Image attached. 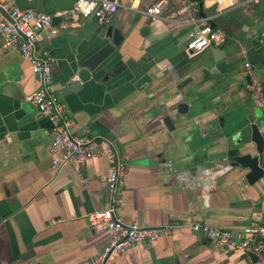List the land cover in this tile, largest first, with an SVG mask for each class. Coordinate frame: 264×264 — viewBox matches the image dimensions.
Returning a JSON list of instances; mask_svg holds the SVG:
<instances>
[{
    "label": "crops",
    "instance_id": "obj_1",
    "mask_svg": "<svg viewBox=\"0 0 264 264\" xmlns=\"http://www.w3.org/2000/svg\"><path fill=\"white\" fill-rule=\"evenodd\" d=\"M75 1L3 0L56 18L57 33L46 30L41 47L56 61L53 86L72 135L95 143L96 156L54 166L61 156L49 151L51 122L29 100L31 65L0 38V264H104L110 236L87 216L112 203L109 146L125 173L118 216L158 238L106 264H258L193 225L237 234L260 212L264 181L250 184L228 152L249 140L251 124L264 132V93L254 97L264 89V0H202L197 23L174 0L156 18L146 10L159 0H118L107 26L71 15ZM203 20L227 42L178 67ZM109 27L122 34L119 45Z\"/></svg>",
    "mask_w": 264,
    "mask_h": 264
},
{
    "label": "built area",
    "instance_id": "obj_2",
    "mask_svg": "<svg viewBox=\"0 0 264 264\" xmlns=\"http://www.w3.org/2000/svg\"><path fill=\"white\" fill-rule=\"evenodd\" d=\"M170 0H159L146 10L150 17H160ZM178 2L177 13L186 14L197 23L196 2L192 0H174ZM254 1V0H249ZM118 0H76L71 15L93 17L99 24L107 26L118 11ZM53 15L34 10L8 7L0 0V38L5 49L16 50L31 65L33 75L37 81L34 93L29 97L42 116L50 120L51 128L48 132L50 139L49 151L59 154L61 161L53 160L54 166L67 165L71 162L85 164L96 156V144L83 138L72 135L73 122L65 106L60 102L54 90V68L56 61L49 52L41 47L43 33L50 30L51 34L57 31L52 29ZM227 36L202 21L189 34L186 52L189 56H197L211 47H218L227 42ZM250 67V64H246ZM107 155L110 170L105 182L112 196L109 208L103 211L92 212L87 221L96 231L107 232L110 241L105 247L99 260L106 264L112 255L125 254L135 245L146 240L155 241L158 233L146 229L137 222L126 223L117 214L115 202L125 186V173L119 162L118 154L111 146ZM78 175L84 183L87 178L80 171ZM193 230L201 232L208 240L220 246H226L233 251L244 254L253 253L258 256V264H264V188L261 191V208L242 233L233 234L222 228L211 227L196 223Z\"/></svg>",
    "mask_w": 264,
    "mask_h": 264
},
{
    "label": "water",
    "instance_id": "obj_3",
    "mask_svg": "<svg viewBox=\"0 0 264 264\" xmlns=\"http://www.w3.org/2000/svg\"><path fill=\"white\" fill-rule=\"evenodd\" d=\"M198 4H201L202 0H192ZM56 18H53V21ZM212 25V22H208ZM108 36H112L114 42L119 45L121 40L123 39L122 34L119 30L114 29L112 27L108 28L107 32ZM220 50V49H214ZM222 51V50H220ZM200 53L199 55H201ZM183 60L180 62L178 67H182L187 63L192 62L194 57H190L189 54L185 51L181 53ZM216 58V57H215ZM80 81H86L89 78V73L86 70H82L79 74ZM75 84H79L76 82ZM264 93V89L258 93H254V97L256 98L259 94ZM178 111L180 113H185L188 109V106L184 103L180 104L178 107ZM250 138L240 141L239 146L234 149H230L228 152L229 161L233 162V164L237 167H241L243 169L248 170L247 180L250 184H256L259 181H264V132L261 130L260 125L257 123L251 124V132Z\"/></svg>",
    "mask_w": 264,
    "mask_h": 264
}]
</instances>
